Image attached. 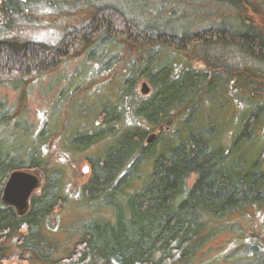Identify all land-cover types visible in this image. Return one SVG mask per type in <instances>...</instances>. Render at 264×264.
<instances>
[{"label":"trees","instance_id":"16d2710c","mask_svg":"<svg viewBox=\"0 0 264 264\" xmlns=\"http://www.w3.org/2000/svg\"><path fill=\"white\" fill-rule=\"evenodd\" d=\"M245 2L1 0L0 85L39 79L74 53H88L102 42L111 46L129 43L141 50L135 52L122 90V97L134 106L132 114L114 107L116 112L110 115L103 107L106 127L77 137L73 144L79 150L105 143L106 149L102 147L90 159L91 173L81 190L90 202L111 208L115 217L83 224L75 232L82 237L72 249L65 247L61 257H54L62 249V243L53 237L57 231L47 224L69 202L63 170L47 169V159L38 147H6L0 133V264L31 258L43 264H185L193 261L214 235V222L247 206L264 204V148L256 157L250 155L246 160L242 154L235 158L264 117V84L242 81L248 91L249 110L231 148L219 144L225 130L215 113L214 126L209 123L207 130L197 126L198 118L214 104L220 91L228 88V82L242 77H232L228 69L226 73L216 71V67L222 71L228 68L227 49L240 51L264 66V27L248 14L250 7ZM41 3L55 10L63 3L71 9L61 8L60 14L87 19L66 29L56 44L3 35L11 31L16 19L33 13ZM204 24L207 26L198 27ZM212 48H222L223 58L214 59ZM158 49L180 56L202 49L196 57L205 60L208 69L190 68L175 77L173 65L156 64ZM257 73H252L253 77L264 79ZM141 78L154 87L146 99L137 98L136 85ZM3 106L0 102L2 127L11 122ZM137 122L158 130L153 142H147L152 131ZM84 138L88 141L82 143ZM148 164L151 168L145 174ZM16 170H39L43 176V184L31 195L24 214L3 198L6 182ZM143 176L147 178L140 189L130 192ZM12 244L17 251L12 250ZM258 263L264 264V258Z\"/></svg>","mask_w":264,"mask_h":264},{"label":"rangeland","instance_id":"374dc122","mask_svg":"<svg viewBox=\"0 0 264 264\" xmlns=\"http://www.w3.org/2000/svg\"><path fill=\"white\" fill-rule=\"evenodd\" d=\"M147 1L152 3L154 0ZM245 3L250 7L248 14L258 25L264 27V0H246ZM70 7L60 3L58 9L67 8L66 11H69ZM33 10V13L26 17L16 19L11 31L5 30L3 35L18 40L56 44L60 42L66 29L78 27L87 19L76 15L60 14L59 10L44 6V3L38 4ZM86 11L85 15L88 14ZM31 19L32 22H28ZM205 26L207 25L198 27ZM138 49L140 47L129 43H115L111 46L102 42L93 50L89 49L88 53L85 51L74 53L58 69L39 79L25 84L0 85V102L4 104L3 111L11 117L9 125L0 126V133L6 139L5 146L38 147L40 153L47 159V169L63 170L65 194L69 202L63 211L53 214L47 224L57 231L53 237L62 243L63 250L61 249L60 253L54 256L55 258L65 254V247L70 250L80 240L82 236L75 232L81 229L83 224L92 219L115 217L111 208L103 209L100 203L90 202L83 196L81 190L91 173L90 159L102 150L105 143L98 142L79 150L75 149L73 144L76 143L77 137L95 134L106 127L103 107L110 115L116 112L114 107L119 111L123 110L125 114L126 112L132 114L134 106H130L129 98L122 97V90L125 78L129 74L128 69L135 61V52ZM215 49H211L214 52V59L223 58L222 48ZM201 52L202 49H196L191 56L183 54L180 56L158 49L155 62L158 67L165 63V65H173L174 76L180 77L190 68L208 69L205 60H197L199 58L196 56ZM90 53L96 59H91ZM225 54V64L228 68L222 71L215 64L216 71L226 73L225 69H228L229 75L234 78L242 76V79L232 78L228 82V88L221 90L214 104L207 106L198 118L197 126L206 130L209 123H213L210 126H214L215 113L220 117V125L225 130L222 139L218 140L219 144L229 149L249 110L246 107L248 95L245 94L248 91L242 86V81L249 79L264 84V79H256L257 77L252 75V73L261 72L264 76V66L232 48L227 49ZM144 82H147L150 88L147 94L142 91ZM153 88L147 78L139 79L136 85L137 98L150 97L154 92ZM135 104L136 102L133 103ZM16 123L18 127L15 126ZM131 124L128 121V125ZM137 125L152 131L151 127L143 122H137ZM178 127L181 126L178 125ZM157 132L158 130L152 131L150 135L155 134L157 137ZM168 132L174 133V130L169 129ZM86 141L88 139L84 138L82 143ZM147 142L149 143L148 140ZM263 146L264 117L249 142L236 152L235 158L242 157V154L246 160L250 155L256 157L263 150ZM150 168L151 164L144 173L147 174ZM32 171L42 175V171ZM146 178L147 176H143L141 182H135L134 189H130V192L140 189ZM212 228L214 235L201 247L194 260L185 264H252V262L259 264L258 262L264 258V204L247 206L235 211L225 220L214 222ZM210 232L211 229L206 232V235ZM12 250L17 251L13 244ZM7 264L43 263L31 258L28 262L11 261Z\"/></svg>","mask_w":264,"mask_h":264},{"label":"water","instance_id":"95a60500","mask_svg":"<svg viewBox=\"0 0 264 264\" xmlns=\"http://www.w3.org/2000/svg\"><path fill=\"white\" fill-rule=\"evenodd\" d=\"M143 93L150 91L147 82L143 83ZM156 135L149 136L148 141L153 142ZM43 184V177L37 171L16 170L9 176L4 188V201L14 206L20 214H24L30 205V198L33 192Z\"/></svg>","mask_w":264,"mask_h":264}]
</instances>
